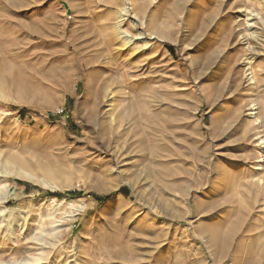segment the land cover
Returning a JSON list of instances; mask_svg holds the SVG:
<instances>
[{
  "label": "rangeland",
  "instance_id": "rangeland-1",
  "mask_svg": "<svg viewBox=\"0 0 264 264\" xmlns=\"http://www.w3.org/2000/svg\"><path fill=\"white\" fill-rule=\"evenodd\" d=\"M123 62L159 142L114 122ZM262 136L264 0H0V264H264Z\"/></svg>",
  "mask_w": 264,
  "mask_h": 264
},
{
  "label": "bare ground",
  "instance_id": "bare-ground-1",
  "mask_svg": "<svg viewBox=\"0 0 264 264\" xmlns=\"http://www.w3.org/2000/svg\"><path fill=\"white\" fill-rule=\"evenodd\" d=\"M213 15H215V14H213ZM213 18H215V17L213 16ZM114 59H116V58L114 57ZM124 62H123V64L125 65V68H126L125 75H126L127 78L124 79V82L123 83H127V84H123V85H125V88H128L129 89V92L127 93L128 94V97H125V93H122V91H123L122 90L123 85L121 86L120 92L118 93V94H120V97L119 98L121 100L119 99V101H118L119 102L118 105H117V109H118L117 110L118 111L117 113L118 114H117L114 122H115V124L120 125V126H121V124L123 122H124V124H131V121H134V123L139 122V123H141V125H144V127L146 128V131H147V134H148V139L152 138L153 142H155V143L156 142H159L160 141V136H159V132H158L159 129H158V126H157L156 122L153 119H151V117H149V116L146 117V115H145L146 112L147 113H151L152 112L153 115L155 117H157L158 113H160L157 110L158 108H157V104H156L157 103V94H156V91L153 90V89H151L148 86H142V85H139V83H136V82L132 83L133 81H131V79H132L131 77L133 75L130 73V71L132 70L131 64H127V62L126 63H124ZM116 63H117V60H116ZM98 65H100V64H98ZM92 68L96 70V66L95 67H92ZM107 79H108V82H109V78H107ZM253 84H254V82H253ZM121 94H124V95L122 96ZM107 95H109V94H107ZM100 96H101V94H98L96 100L93 102V105L91 107L90 115H91V118L94 119V120H96L97 117L99 116V99H101ZM89 103H90V101H89ZM89 103H88V105H89ZM172 107H170V109H171V111L173 113L179 112V108L178 107H174V108H172ZM180 111H181V109H180ZM234 118H235V116L233 117V119ZM110 123H113V122L111 121ZM124 124H122V125H124ZM117 125H116V127H117ZM113 126H115V125H113ZM116 127H114L113 129L116 130ZM144 127H143V129H144ZM99 128H100V126H99ZM111 133H112V131H111ZM192 133H193V136L192 137L189 135L190 136V140H189V143L187 145V152L190 153V156L192 158L197 159V160H201L202 159V155L203 154L205 155V153H208L207 147L204 148L205 150L204 149L200 150L201 146H203V143H202L203 140H201L200 137H195V132H192ZM192 133H191V135H192ZM124 134H122V135L124 136ZM261 145H262V143H261ZM147 146H148V144H147ZM151 150H152L151 155H150L151 158H149V157L147 158L146 157L145 161L147 163H146V166L145 167L147 169H151V170H153V169L150 168V166L157 167L158 170L156 169V173H158V171L161 170L160 165H161V162H162V160H161V156L163 154V153H161L162 152V149L160 150V148L154 146V148L151 149ZM239 156H238V158H240ZM143 157H145V156L143 155ZM191 157H190V159H192ZM236 159L237 158H234V159L232 158V159H229L228 161L225 160L223 162L224 165L222 164L224 167L223 168L221 167L222 170H220V171L217 170L219 172L218 173L219 174V181L217 183H215V185L213 186V188H212V194H216L223 187H230V186L234 187L235 186V181L232 182L231 180H229L227 178V175H229V174H226V172L228 173L229 168H231L232 166H234V164L237 162ZM218 167L220 168V166H218ZM151 170H150V172H151ZM231 177H232V179L233 178L236 179V177H237V179L239 178V176H235V177L231 176ZM225 178H227V180H229V181H227V180L225 181L224 180ZM242 193L243 192H241V194ZM241 218H239V219H241ZM243 223L244 222H242V221L241 222H239V221L238 222H234L232 224V226L230 225L231 227L228 229V231L224 232L221 229V230H216L213 233V236H214L213 243H214V246H215V250L218 253L221 254V253H224V252H226L228 250V248L232 244V241L236 237L237 228L240 226V224L243 225ZM247 264H251V263H247Z\"/></svg>",
  "mask_w": 264,
  "mask_h": 264
},
{
  "label": "trees",
  "instance_id": "trees-1",
  "mask_svg": "<svg viewBox=\"0 0 264 264\" xmlns=\"http://www.w3.org/2000/svg\"><path fill=\"white\" fill-rule=\"evenodd\" d=\"M27 111L25 110V109H23V110H21V114L22 115H24L25 113H26ZM79 192H77V191H73V192H69V193H67L68 195H76V194H78ZM65 195V194H64ZM57 196H59V197H61V196H63V195H57Z\"/></svg>",
  "mask_w": 264,
  "mask_h": 264
}]
</instances>
